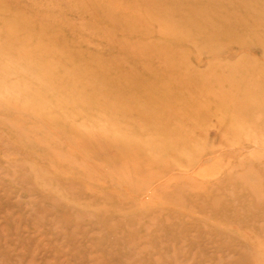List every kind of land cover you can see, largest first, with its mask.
I'll use <instances>...</instances> for the list:
<instances>
[{
  "label": "rangeland",
  "instance_id": "374dc122",
  "mask_svg": "<svg viewBox=\"0 0 264 264\" xmlns=\"http://www.w3.org/2000/svg\"><path fill=\"white\" fill-rule=\"evenodd\" d=\"M0 264H264V0H0Z\"/></svg>",
  "mask_w": 264,
  "mask_h": 264
}]
</instances>
